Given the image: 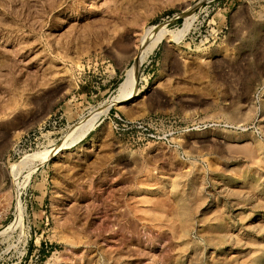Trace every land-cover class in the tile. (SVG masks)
Masks as SVG:
<instances>
[{
  "label": "rangeland",
  "instance_id": "rangeland-1",
  "mask_svg": "<svg viewBox=\"0 0 264 264\" xmlns=\"http://www.w3.org/2000/svg\"><path fill=\"white\" fill-rule=\"evenodd\" d=\"M263 214L264 0H0V264H264Z\"/></svg>",
  "mask_w": 264,
  "mask_h": 264
},
{
  "label": "bare ground",
  "instance_id": "bare-ground-1",
  "mask_svg": "<svg viewBox=\"0 0 264 264\" xmlns=\"http://www.w3.org/2000/svg\"><path fill=\"white\" fill-rule=\"evenodd\" d=\"M164 30H163L162 26H160V27L159 26H157V27L151 26V27H148L143 32L142 37L140 39L139 48L133 56V58H134L133 63L127 69L126 74H125V78H124L123 82L120 84L118 91H117V94L112 99H110V102L108 105L104 104L106 106L105 107L106 109H109L114 104L126 103L133 98V88H134V83H135L134 79H136L135 74L137 72V69L140 66V64L146 60V58L150 55V53L154 50V48L163 39H165L167 37V33ZM103 111H105V110H103ZM94 119H96V116L95 117L91 116V117L85 118L83 121L79 122L76 129L72 133V136H71L69 143L66 144V146L62 150L66 151L68 148L79 143L84 138V136L91 130L92 123H93ZM259 213L250 214L248 216L249 217L248 221H252L253 219H256V218H262L263 216Z\"/></svg>",
  "mask_w": 264,
  "mask_h": 264
}]
</instances>
